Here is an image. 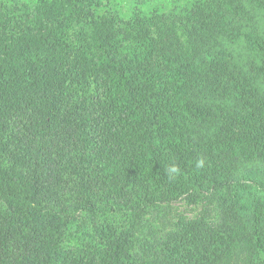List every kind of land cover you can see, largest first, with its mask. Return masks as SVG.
<instances>
[{
  "label": "trees",
  "instance_id": "obj_1",
  "mask_svg": "<svg viewBox=\"0 0 264 264\" xmlns=\"http://www.w3.org/2000/svg\"><path fill=\"white\" fill-rule=\"evenodd\" d=\"M234 255L264 264V0H0V264Z\"/></svg>",
  "mask_w": 264,
  "mask_h": 264
},
{
  "label": "rangeland",
  "instance_id": "obj_2",
  "mask_svg": "<svg viewBox=\"0 0 264 264\" xmlns=\"http://www.w3.org/2000/svg\"><path fill=\"white\" fill-rule=\"evenodd\" d=\"M172 207H173V215L174 216H192L194 214H196L199 210V206L197 205H192L190 203H188L187 200L181 199V200H177L171 203ZM236 256L234 255L231 258V262L233 264H236ZM226 264V263H225Z\"/></svg>",
  "mask_w": 264,
  "mask_h": 264
},
{
  "label": "clouds",
  "instance_id": "obj_3",
  "mask_svg": "<svg viewBox=\"0 0 264 264\" xmlns=\"http://www.w3.org/2000/svg\"><path fill=\"white\" fill-rule=\"evenodd\" d=\"M171 171H173V172H174V171H176V169H174V168H173Z\"/></svg>",
  "mask_w": 264,
  "mask_h": 264
}]
</instances>
